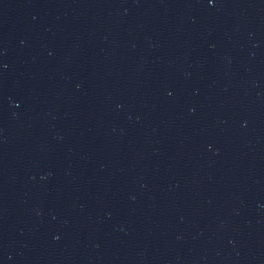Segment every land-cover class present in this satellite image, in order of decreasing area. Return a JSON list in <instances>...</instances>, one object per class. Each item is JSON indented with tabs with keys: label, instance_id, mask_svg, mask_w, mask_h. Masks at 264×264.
I'll return each instance as SVG.
<instances>
[{
	"label": "water",
	"instance_id": "obj_1",
	"mask_svg": "<svg viewBox=\"0 0 264 264\" xmlns=\"http://www.w3.org/2000/svg\"><path fill=\"white\" fill-rule=\"evenodd\" d=\"M0 264H264V0H0Z\"/></svg>",
	"mask_w": 264,
	"mask_h": 264
}]
</instances>
